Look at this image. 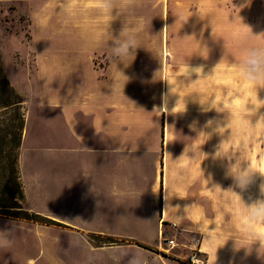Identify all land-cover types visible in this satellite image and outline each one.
I'll return each instance as SVG.
<instances>
[{
  "label": "crops",
  "instance_id": "1",
  "mask_svg": "<svg viewBox=\"0 0 264 264\" xmlns=\"http://www.w3.org/2000/svg\"><path fill=\"white\" fill-rule=\"evenodd\" d=\"M186 1L191 5L185 10L168 11V51L163 57L158 46L152 59L146 57L143 47L136 49L135 56L113 58V39L119 38L128 24L124 14L111 25L106 21L104 48L109 58L104 74L88 71L87 63L77 53L78 49H94L93 44L78 43L72 32L62 33L64 41L58 47L54 78L38 72V81L47 82L45 87L40 85L38 97L44 100H39L38 106L54 110L55 120L63 127V131L58 127L56 139L58 191L77 190L81 184L100 205L118 201L128 206L129 198L140 199L141 203L149 200L156 206L157 226L161 222L175 223L200 239L198 248L205 257L204 264L215 260L204 239L209 231L220 236V242L229 239L217 250L216 264H264V257L258 258V244L246 255V249L235 250V242L230 239L248 242L241 240L242 225L237 215V206L243 208V202L229 189L239 193L246 204L252 203L262 198L261 178L241 191L227 175L231 166L227 158L214 156L222 145L218 156L231 153L238 158L237 166L240 160H247L252 168L264 172V130L250 127L244 118L245 105L257 102L256 93L241 69L242 45L264 46V36H260L264 34V0ZM181 11L194 13L183 25L176 22ZM197 11L202 18L195 14ZM154 31L160 33V26ZM192 35L207 45V58L192 53L199 47L194 38H185L187 46L177 49L179 37ZM184 60L190 67L202 66L203 72L188 78ZM79 74H84L82 80ZM234 96L238 99L231 106L228 127L219 130L221 135H207L205 131L211 132L205 129L207 122H222L227 114L215 109L205 112L202 105L215 98L213 107H218L220 100ZM165 97L168 109L180 97L173 113L182 111L184 102L186 111L168 113ZM258 97L264 99V89H258ZM27 118L24 114L20 152L28 134ZM117 148L120 152H113ZM232 170L235 172L236 167ZM37 175L33 183L41 185L39 172ZM22 177L26 190L27 181ZM92 187L95 193L90 191ZM257 230L264 232V225L257 226ZM127 236L139 240L135 234Z\"/></svg>",
  "mask_w": 264,
  "mask_h": 264
},
{
  "label": "rangeland",
  "instance_id": "2",
  "mask_svg": "<svg viewBox=\"0 0 264 264\" xmlns=\"http://www.w3.org/2000/svg\"><path fill=\"white\" fill-rule=\"evenodd\" d=\"M62 3L63 0H0V202L6 200V195L1 193L5 179L3 166L9 156L18 152L19 158L22 153L17 166L24 198L17 201L23 209L55 221L44 223L0 213V230L8 227L9 221L16 222L19 228L15 247L10 252H0V264H76L85 249L103 250L113 245L146 250L157 264H189L192 252L204 260L195 247L198 240L194 235L172 224L157 226L154 202L127 198L128 206L115 201L116 204L108 202L98 207L93 194L81 184L77 190L59 193L56 139L58 127L61 131L63 127L55 120L54 110L38 106L39 100H44L38 97L40 85H47L38 81V72L54 78L63 32L74 33L78 43L95 46L89 51L77 50L91 73L104 74L109 58L104 48L107 20L90 12L69 18L61 11ZM190 5L191 1L186 0H142L140 8L123 15L128 27L143 22L140 44L146 57L152 59L158 46L161 56L166 55L168 11L185 10ZM158 26L160 33L154 31ZM83 76L79 74V79ZM19 99L24 100L21 105L15 103ZM20 112L28 114V134L22 152L20 147L9 150L16 140L14 132ZM64 130L67 134V128ZM147 166L151 165L147 163ZM37 172L41 185L33 183ZM22 176L27 181L26 190ZM129 200H132L130 207ZM63 220L74 225L67 226ZM159 232L163 239H174L175 246L160 242ZM128 234H135L139 240L131 239ZM70 240H79L81 247H70Z\"/></svg>",
  "mask_w": 264,
  "mask_h": 264
},
{
  "label": "clouds",
  "instance_id": "3",
  "mask_svg": "<svg viewBox=\"0 0 264 264\" xmlns=\"http://www.w3.org/2000/svg\"><path fill=\"white\" fill-rule=\"evenodd\" d=\"M141 6L142 0H63L61 11H63L67 17L72 19L78 18L86 12L95 13L102 16L111 25V22L118 14L132 12ZM114 12L116 13L115 16L113 15ZM193 14L194 13L191 12V14L186 15L181 11L176 15V22L179 21L181 25H183ZM195 14L200 16L198 11ZM243 27L250 30V28L245 25H243ZM143 30L144 27L142 21H139L132 27L124 25L122 31L120 32L119 38H114L113 45L110 46L111 56L117 60H123L125 58L135 56L136 49L142 47L140 44V37ZM250 33L253 35L251 30ZM260 36H264V34ZM185 38H194L195 42L199 45V47L192 51V53L194 52L203 58H207L209 53L207 45L202 39L197 40L195 35L184 38L179 37V42L176 45L177 49H182L187 46L185 44ZM242 50V75L244 79L249 84H251L252 91H255L256 93L257 101L256 104L247 103L245 105L246 114L244 118L247 120L250 127H258L261 130H264V112L260 111L262 108H264V99H259L258 97V89H264V46L259 44H243ZM184 62L186 63L185 60ZM187 66L188 72L186 76L190 79L193 74L199 76V74L203 72L202 66L190 67L188 64ZM170 91L173 93L172 88ZM237 99L238 97L235 96L231 98L225 97L219 101L218 107H213V104L216 103L215 98H212L207 105H202L198 97V102L202 105L203 111L207 112L215 109L217 112H223L227 114L224 121L222 122L215 120H209L207 122L205 129H211V132L205 131L207 135H221L219 130L228 127V124L231 122L232 118L231 106L236 103ZM250 99L251 98H249V100ZM179 102L180 97L176 101L175 106L171 109H168L167 97H165L164 109H167L168 113L170 114L185 112L186 102H184V108L182 111L173 113V109L177 107ZM221 109H224V111H221ZM190 127L194 126L190 125ZM120 150L121 148H117L113 152H120ZM186 150L187 148L185 151ZM221 151L222 145L219 146L214 156L227 158V160L230 162L231 166L228 168L227 175H230L233 178L235 188H239L241 191L247 190L255 183L257 177L261 178L262 182L259 185V191L262 198L255 199L252 203L246 204L239 193L231 188L229 189L235 193L240 201L243 202V208L237 206V215L239 216L242 225L241 240H247L248 242L241 243L235 238L230 239L235 242V250L238 251L239 249L244 248L246 249V255L250 254L253 245L258 244V258L264 257V232L257 230V226L264 225V172H260L259 170L252 168L250 166V161L247 160H240L237 166V157H233L231 153L228 155L218 156L217 154ZM121 163H123V161H121ZM233 167H236L235 172L232 170ZM93 187L90 189L91 192H94ZM97 206H100L99 201L97 202ZM181 217L182 216H177V219H180ZM18 231V224L13 221H9V226L3 230H0V252H10L15 247L17 243ZM204 236L208 247L215 255L213 264H216L217 250L223 247L229 239L220 242L222 238L218 235H212L211 231L205 233ZM71 246L81 247V242L79 240H76L75 242L70 240V247ZM76 264H157V262L154 256L149 254L146 250L131 248L124 245H113L103 250L85 249L82 256L77 259Z\"/></svg>",
  "mask_w": 264,
  "mask_h": 264
},
{
  "label": "trees",
  "instance_id": "4",
  "mask_svg": "<svg viewBox=\"0 0 264 264\" xmlns=\"http://www.w3.org/2000/svg\"><path fill=\"white\" fill-rule=\"evenodd\" d=\"M22 101V99H19L15 103L21 105ZM17 117L19 118V121L17 124V130L14 132V138H16V140L11 143L9 150H12L13 148L18 149L21 142V137L24 128V114L20 112L18 113ZM17 160L18 152L13 156H9L6 165L3 166L5 170V179L1 187V193L3 195H6V200L0 202V213L25 219H32L44 223L55 222L54 220L46 216H43L38 213H31L30 211L23 209L20 205V202L17 201V199L21 201L24 198L22 182L20 180L19 170L17 166Z\"/></svg>",
  "mask_w": 264,
  "mask_h": 264
},
{
  "label": "built area",
  "instance_id": "5",
  "mask_svg": "<svg viewBox=\"0 0 264 264\" xmlns=\"http://www.w3.org/2000/svg\"><path fill=\"white\" fill-rule=\"evenodd\" d=\"M162 223V222H161ZM172 225L173 226H176V224L175 223H172ZM159 234H160V237H161V233L159 232ZM159 237V241L160 242H162V241H167V244L170 246V247H174L175 246V241H174V239H172V238H170V239H163V237L162 238H160ZM197 238V240H198V242L196 243V249L199 251V248H198V244H199V238L198 237H196ZM200 252V251H199ZM189 264H204V260L202 259V258H199L198 256H197V252H192L191 254H190V256H189V262H188Z\"/></svg>",
  "mask_w": 264,
  "mask_h": 264
},
{
  "label": "bare ground",
  "instance_id": "6",
  "mask_svg": "<svg viewBox=\"0 0 264 264\" xmlns=\"http://www.w3.org/2000/svg\"><path fill=\"white\" fill-rule=\"evenodd\" d=\"M159 237H160V234H159ZM160 238H162V235H161V237Z\"/></svg>",
  "mask_w": 264,
  "mask_h": 264
}]
</instances>
